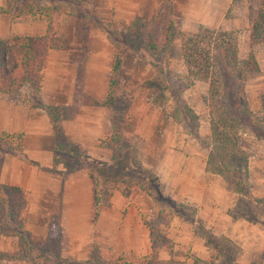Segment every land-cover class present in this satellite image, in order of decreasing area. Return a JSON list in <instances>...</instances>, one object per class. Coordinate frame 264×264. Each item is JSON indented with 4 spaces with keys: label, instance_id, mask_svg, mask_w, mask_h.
Segmentation results:
<instances>
[{
    "label": "rangeland",
    "instance_id": "374dc122",
    "mask_svg": "<svg viewBox=\"0 0 264 264\" xmlns=\"http://www.w3.org/2000/svg\"><path fill=\"white\" fill-rule=\"evenodd\" d=\"M5 1L6 4L2 8L8 6L13 15H19L21 12L24 15L38 12L40 15L48 14L52 18L57 14L58 22L61 14L75 16L80 23L79 38L95 40L102 34L111 45V49L114 46L120 54V68L114 76L112 92L107 100L108 106L105 105L111 112L115 130L113 133L118 138L111 143L112 156L115 158L109 163H99L91 156H87L85 165L88 174L98 179L97 188L105 186L110 195L118 188L120 195L129 201L136 200L141 195L145 196L148 205H145L143 211L135 208L132 214L140 216L147 228L149 239L158 247L156 264H237L239 248L236 243L222 236L213 235L201 222L199 210L193 203L172 199L163 194L157 177L151 170L141 165L138 159L137 149L133 146L137 138L132 130L137 126L142 128L145 134L152 133L166 138L173 132L192 135L197 138L202 148L206 149V160L209 152L207 147L210 135L209 118L214 115L215 107L220 108L218 98L221 92H226L230 97L225 102L228 115L240 128V145L249 153L248 162L251 157L258 156L264 151V147L255 151L256 141L264 142V125H252L249 122V114L257 118L264 116L260 100L264 93V38L260 36L257 41L250 38L251 21L260 0H127V2L123 0L121 10L124 13L130 14V11H133L134 17L139 16L143 19L159 17L157 32L153 35L154 49L149 48L144 40L126 29L132 19L128 22H117L107 14L109 6L115 3L119 5L120 0ZM78 16H81L82 20ZM168 20H171L181 33L189 34L198 28L199 31L208 29L213 32L212 43L219 40L227 42L230 47L227 56L232 62L230 65L235 67L236 73L239 71L242 73L241 85L247 105L246 113L232 105L234 85L227 83L223 87V82H231L233 78L223 72L225 68L218 60L209 61L207 70L210 83L214 86L213 89H209L208 81L196 77L194 69L188 70L183 63L179 39L163 47V34ZM64 40L65 36L57 37V44L61 45ZM212 43L208 50L210 53L214 50ZM249 51L252 52L257 64L256 72L249 71L251 63L246 65ZM76 66L79 73L76 85L80 86L82 64L79 62ZM214 89L218 90L217 95L213 92ZM211 90L214 94L212 98L209 96ZM3 91L21 97L28 105H38L35 92L26 82L12 83L9 88L0 92ZM87 100L86 98L85 101ZM65 112L69 114L70 110ZM59 141L57 142L59 152L55 157L61 162V168L69 170L81 163L82 156L85 155H82L83 150L64 137ZM17 146L16 136H9L0 131V156L8 151H17ZM253 161L255 162L254 159ZM247 177L249 178L248 172ZM214 178L225 191L237 194L226 190L219 176L214 175ZM5 194L7 195L0 190V236H5L11 243H14L16 237L15 244L19 249L14 252L15 255L19 254L25 264H142L141 260L146 256L141 254L133 256L129 251L115 254L111 250L109 240L102 239L100 243L96 241L91 225L89 231L86 230V234L89 233L91 238L87 239L83 248L79 247V251L86 252L85 257L80 256L82 257L80 260L73 259L64 254L65 249L68 250V244L67 240L61 237L58 216L53 215L52 223L48 225L43 223L40 229L42 232L40 235L50 236L49 240L31 236V230L36 231L32 228L34 223L26 224L25 215L21 227L19 220L11 213L12 208L3 198ZM237 195L240 196L234 198L236 205L230 211L232 216L264 222V197H254L250 188L247 194ZM14 196L16 195L12 193L7 198H16ZM126 214L129 212L125 207L119 216L124 218ZM183 235L185 239H179ZM191 235L192 237L197 235L200 239L195 241L189 238ZM174 238L177 241H174ZM173 245H176V248ZM203 246L207 251L199 250ZM191 247L198 248V252H190ZM8 252L11 251L0 252V257H10ZM250 260V264H264V248L260 254L251 256Z\"/></svg>",
    "mask_w": 264,
    "mask_h": 264
},
{
    "label": "crops",
    "instance_id": "0c3cea01",
    "mask_svg": "<svg viewBox=\"0 0 264 264\" xmlns=\"http://www.w3.org/2000/svg\"><path fill=\"white\" fill-rule=\"evenodd\" d=\"M122 2L110 5L107 10L113 21L128 22L134 17L133 11L130 14L122 12ZM5 4V0H0V7ZM79 26L75 16L61 14L56 36H65L66 40L47 50L40 87L35 92L38 105H28L21 97L0 92V131L16 135L18 141L17 151L0 156V185L25 193L26 224L32 222V228L36 229L35 232L31 230V236L49 240L50 236L40 235V229L43 223H52L53 215L58 216L61 237L68 244L64 254L73 259L85 257L86 252L79 251V247L83 248L91 238L89 233L86 234L91 225L96 241L109 240L115 254L129 251L133 256L147 255L150 252L147 228L139 215L132 214L135 208L143 211L148 205L145 196L129 201L114 190L107 196V204L94 214L93 186L85 164L87 156L99 163H109L115 158L112 148L100 144L115 132L111 112L103 104L113 50L102 34L96 41L79 38ZM46 31L45 17L38 12L30 15L0 12V40L11 35L37 37ZM79 62L82 75L81 85L77 86L79 73L76 65ZM46 106L64 108L60 120L62 136L82 149V155L85 154L81 163L69 170L61 168L60 161L53 165V155L58 153L54 147L60 141L55 138L45 112ZM66 110L70 113L67 114ZM132 131L137 138L133 146L137 149L138 159L157 177L163 194L193 203L199 210L201 222L213 235L238 245L236 263L250 264V257L263 251L264 222L232 216L230 211L236 205L234 198L240 195L228 193L213 174L204 171L207 152L197 138L176 132L168 134L167 138L145 134L137 126ZM261 147L264 142L256 141L255 151ZM254 157L247 164L248 183L251 194L260 198L264 197V151ZM125 207L129 214L121 218L119 215ZM189 238L200 239L197 235ZM14 239L16 241V237ZM179 239H185L184 235ZM15 241L12 244L5 236H0V252L11 251L8 252L10 257H0V264H25L19 254L15 255L14 251L19 249ZM174 241L177 240L174 238ZM200 249L207 251L204 246ZM193 251L198 252V248L191 247L190 252Z\"/></svg>",
    "mask_w": 264,
    "mask_h": 264
},
{
    "label": "trees",
    "instance_id": "16d2710c",
    "mask_svg": "<svg viewBox=\"0 0 264 264\" xmlns=\"http://www.w3.org/2000/svg\"><path fill=\"white\" fill-rule=\"evenodd\" d=\"M161 6V3L160 5ZM7 7H0V12H9ZM45 17L47 31L42 36L28 37V36H9L4 40H0V91L5 88H9L12 83L20 84L26 82L33 92H37L44 70V63L47 54V50L56 47L57 36L56 27L58 24V15L55 14L52 18L48 14L43 15ZM82 20L81 16H78ZM159 24V17L153 19H143L139 16H135L127 25L126 29L133 34L144 40L147 46L154 49L155 43L153 35L157 32ZM184 34L181 33L173 24L171 20H168L163 34V47L169 46L173 40H180V54L183 63L189 70L194 69L196 77L203 81H208L209 89H213L212 83H210L209 61L218 60L220 65L224 67L223 72L229 74V77L233 78L231 82L222 80L224 86L227 83L234 85L233 89V101L232 105L239 108L242 112H247V105L244 98V91L242 89V73H236L235 67L232 64L231 59L227 56L230 47L225 41H216L212 43V31L203 29ZM264 0H260L258 3L257 11L251 21L250 38L257 41L260 36L264 38ZM262 40V39H260ZM211 43L214 45L213 53H210L209 46ZM113 58L111 61L110 75L107 83V91L105 94L104 105L108 106V99L111 95L112 86L114 84V76L120 68L121 57L112 46ZM230 55V54H229ZM248 60L246 65L250 64L251 72H256L258 67L252 52L249 51ZM225 70V71H224ZM225 78L224 75H222ZM228 79V77H227ZM210 91V90H208ZM218 90L214 89L213 92L217 95ZM212 90L209 92V96L213 97ZM226 97V98H225ZM230 97L228 93L221 92L219 100V107H215L216 111L209 118V143L207 147L209 152L204 164V171L210 174H214L220 177L224 184V188L228 191L235 192L237 194H247L249 185L247 182V162L249 153L245 148L240 145V128L237 122L228 115L229 111L225 105V102ZM261 108L264 113V93L260 97ZM64 108L62 107H45V112L52 125L55 133L56 140H59L62 136L60 120L64 115ZM114 117V116H113ZM249 122L252 125L263 124L264 116L257 118L249 114ZM9 136H16L7 134ZM17 137V136H16ZM117 136L112 133L106 141H101V145H105L112 148V142L117 141ZM57 144H55V151H58ZM59 152V151H58ZM58 162L55 155H53V165ZM95 177V176H94ZM90 181L93 186V202H94V214L96 215L99 209L107 204L106 198L109 195V191L102 188H97L98 179L93 178L89 174ZM118 191V188H115ZM1 192H6L3 198L6 203L12 208V215L16 220H19V224L22 227L23 218L26 214V196L20 189L9 188L0 185ZM14 194L16 198H7L9 194ZM6 197V198H5ZM22 197V198H21ZM256 201V200H255ZM150 240V252L144 256L141 260L142 264H156V258L158 253V247L154 245ZM144 262V263H143Z\"/></svg>",
    "mask_w": 264,
    "mask_h": 264
}]
</instances>
